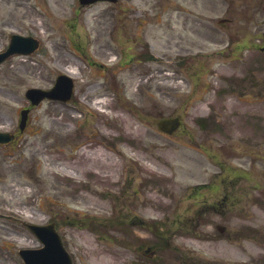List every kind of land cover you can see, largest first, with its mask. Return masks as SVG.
<instances>
[{
    "label": "rangeland",
    "instance_id": "obj_1",
    "mask_svg": "<svg viewBox=\"0 0 264 264\" xmlns=\"http://www.w3.org/2000/svg\"><path fill=\"white\" fill-rule=\"evenodd\" d=\"M11 33L41 47L0 67V131L60 73L77 93L0 146V264L40 247L21 221L50 220L75 264H264V0H0V51Z\"/></svg>",
    "mask_w": 264,
    "mask_h": 264
},
{
    "label": "water",
    "instance_id": "obj_2",
    "mask_svg": "<svg viewBox=\"0 0 264 264\" xmlns=\"http://www.w3.org/2000/svg\"><path fill=\"white\" fill-rule=\"evenodd\" d=\"M80 1L82 4H89L97 0ZM36 45V42L32 41L31 39L15 37L12 41L8 55L13 53H31L36 48ZM1 60L2 58H0V62ZM45 95L49 97H57L56 94H53V92ZM39 96L44 97L42 95ZM64 98H67V96H65ZM3 141H9L8 136L0 135V142ZM36 233L39 238L44 242L45 248L40 251L34 252L33 254L28 255L27 257L25 256L29 264H70V259L62 248L60 238L55 233L53 228H38Z\"/></svg>",
    "mask_w": 264,
    "mask_h": 264
},
{
    "label": "bare ground",
    "instance_id": "obj_3",
    "mask_svg": "<svg viewBox=\"0 0 264 264\" xmlns=\"http://www.w3.org/2000/svg\"><path fill=\"white\" fill-rule=\"evenodd\" d=\"M72 74H75L74 71H70ZM186 154H184V157H185ZM84 158L85 160H91L95 163H100L102 167H106V164L104 163V160H100V159H104L105 158V155L102 154L101 152L99 151H94V152H87L84 154ZM101 161V162H100ZM86 165L87 167L89 168L90 165H92L91 162H86ZM64 172H67L69 174H74V167L71 165V166H64V168L62 169Z\"/></svg>",
    "mask_w": 264,
    "mask_h": 264
}]
</instances>
